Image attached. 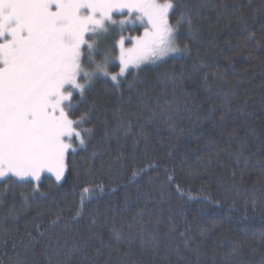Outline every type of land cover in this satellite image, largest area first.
<instances>
[{
	"label": "trees",
	"instance_id": "1",
	"mask_svg": "<svg viewBox=\"0 0 264 264\" xmlns=\"http://www.w3.org/2000/svg\"><path fill=\"white\" fill-rule=\"evenodd\" d=\"M174 3L190 54L97 79L93 136L27 205L34 182H0V264H264V0Z\"/></svg>",
	"mask_w": 264,
	"mask_h": 264
},
{
	"label": "snow or ice",
	"instance_id": "2",
	"mask_svg": "<svg viewBox=\"0 0 264 264\" xmlns=\"http://www.w3.org/2000/svg\"><path fill=\"white\" fill-rule=\"evenodd\" d=\"M175 10L174 0H0V182H35L31 193L24 195L25 205L40 192L42 174L50 173L57 182L62 181L68 155L75 154L77 147L85 148L93 136L94 130L84 125L95 102H89L78 116L74 113L96 79L110 78L119 89L120 78L130 69L169 54H190L189 45L181 46L179 36L185 24L191 34L192 18L185 12L171 16ZM114 13L123 18H114ZM137 21L144 25L143 34L127 38L130 47H125L126 38L121 36L113 50L105 51L97 61V37L110 26L119 25L123 30ZM114 60L119 61V72L110 74L108 68ZM165 76L182 81L185 74ZM204 82L207 86V77ZM128 87L131 91L134 85ZM168 107L162 105L159 111ZM131 127V121L117 117L116 127L106 128L105 135L123 132L127 136ZM93 191L83 189L81 208L84 194ZM120 235L114 228V238L119 240ZM65 255L70 256L71 250Z\"/></svg>",
	"mask_w": 264,
	"mask_h": 264
},
{
	"label": "rangeland",
	"instance_id": "3",
	"mask_svg": "<svg viewBox=\"0 0 264 264\" xmlns=\"http://www.w3.org/2000/svg\"><path fill=\"white\" fill-rule=\"evenodd\" d=\"M114 18L121 19V18H123V16L121 14L114 13ZM143 30H144V25H142L138 21L136 23H129V24L125 25L123 30H121L119 25L110 26L107 33L101 34L99 37H97V45H98L97 54H96L97 61H99L102 58L105 51H112L113 50V46L115 45V42L117 40H119V38L121 36H124L126 38L125 39V47H130L131 41L127 38L140 36L143 34ZM118 54H119V48H118V46H116L115 47V55L118 56ZM183 55L184 54H169L168 56L164 57L163 59H166L169 57L178 58V57H182ZM158 61H160V60H156L155 62L149 61V62H146L145 64L154 65ZM145 64H142L140 67H142ZM108 71L110 74H117L119 72V61L114 60L109 65ZM122 78L123 77H121L120 79H122ZM108 80L111 81L110 78ZM94 82H97V79ZM74 95H75L76 99L79 96L78 93H74ZM74 102H75V100H74ZM44 175L50 176L51 178H53L55 180V177L50 173L45 172L42 174V176H44Z\"/></svg>",
	"mask_w": 264,
	"mask_h": 264
}]
</instances>
